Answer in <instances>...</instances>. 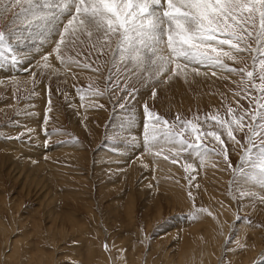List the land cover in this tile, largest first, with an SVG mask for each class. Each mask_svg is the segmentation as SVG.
<instances>
[{
    "label": "rangeland",
    "instance_id": "rangeland-1",
    "mask_svg": "<svg viewBox=\"0 0 264 264\" xmlns=\"http://www.w3.org/2000/svg\"><path fill=\"white\" fill-rule=\"evenodd\" d=\"M18 11L0 14L20 61L0 58V264H264V188L234 172L249 129L234 133L239 144L221 135L231 167L221 155L201 164L170 146L156 155L142 139L145 105L169 122L199 117L208 130L206 117L250 108L251 84L200 65L171 79L133 74L114 66L116 41L96 35L65 34L62 64L51 29L32 36L36 58L19 45L30 37L12 23ZM248 44L257 47L254 37ZM233 55L239 62L223 63L252 70L255 54Z\"/></svg>",
    "mask_w": 264,
    "mask_h": 264
},
{
    "label": "snow or ice",
    "instance_id": "snow-or-ice-1",
    "mask_svg": "<svg viewBox=\"0 0 264 264\" xmlns=\"http://www.w3.org/2000/svg\"><path fill=\"white\" fill-rule=\"evenodd\" d=\"M14 8L19 11L13 25H24L23 31L29 35L41 36L50 34V29L55 30L59 37L55 50L62 64L61 45L64 35L70 33L86 34L89 38L96 35L108 45L115 40L114 66L123 62L129 71L134 70L133 74L147 70L152 80L165 72L169 79L186 75L185 70L191 65L219 68L240 75L241 82L251 84V91L257 93L252 96L251 91L245 89V98H250L249 109L237 114L229 106L230 120L219 114L210 115L204 120L208 126V130H204L199 117L181 120L177 115L175 121L169 122L145 105L143 145L149 152L155 150L156 155L170 146L167 147L169 152L174 151L176 156L181 152L194 155L201 164L208 155H221L231 167L221 135L225 134L229 141L239 144L234 133L247 127L249 148L234 172L241 175L244 182L264 188V0H0V14ZM253 37L256 48L248 44ZM233 52L255 54L252 70L224 64L222 57L239 62ZM9 56L13 64L20 62L9 36L0 31V58ZM192 71L198 73L199 69L192 67ZM253 101L255 112H251ZM248 118L251 122L246 124ZM209 121H213L218 130H212ZM185 134L191 139H186ZM207 138L219 144L220 150L203 145L201 142ZM192 167L187 164L185 170Z\"/></svg>",
    "mask_w": 264,
    "mask_h": 264
},
{
    "label": "bare ground",
    "instance_id": "bare-ground-1",
    "mask_svg": "<svg viewBox=\"0 0 264 264\" xmlns=\"http://www.w3.org/2000/svg\"><path fill=\"white\" fill-rule=\"evenodd\" d=\"M29 35V34H28ZM28 35H27V37H28ZM32 36L33 35H29V37L30 38H23V40L21 39V41L19 42V45H20V47H22L21 45H26V50H25V52H28L30 55H32V56H34V57H38L37 56V50H36V46L34 45L35 43H37L38 44V42H33V39H32ZM36 36V40H37V38H40L39 36H37V35H35ZM46 37V36H45ZM46 39V38H45ZM27 41H31L30 43H27ZM35 41V40H34ZM46 41V40H45ZM53 41V40H52ZM50 44H51V40H50ZM18 45V44H17ZM39 46V45H38ZM19 47V48H20ZM40 47H42V46H40ZM21 49H23V48H21ZM20 49V50H21ZM42 49V48H41ZM19 50V51H20ZM18 51V52H19ZM50 51H52V47H51V45H47V47L46 48H44V52H46V53H50ZM22 52H24V51H22ZM40 53H43V52H40ZM30 55H28V56H30ZM25 60V59H24ZM36 59H34V61H35ZM32 64H34V63H32ZM22 68V67H21ZM5 70H8V69H5ZM1 71H3V70H1ZM165 74V73H164ZM6 78V72H3V73H0V79H5Z\"/></svg>",
    "mask_w": 264,
    "mask_h": 264
}]
</instances>
